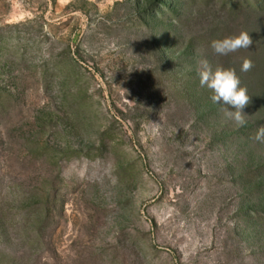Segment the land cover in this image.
<instances>
[{"label":"rangeland","instance_id":"1","mask_svg":"<svg viewBox=\"0 0 264 264\" xmlns=\"http://www.w3.org/2000/svg\"><path fill=\"white\" fill-rule=\"evenodd\" d=\"M231 1L0 0V264H264V12Z\"/></svg>","mask_w":264,"mask_h":264},{"label":"clouds","instance_id":"2","mask_svg":"<svg viewBox=\"0 0 264 264\" xmlns=\"http://www.w3.org/2000/svg\"><path fill=\"white\" fill-rule=\"evenodd\" d=\"M253 45L252 36L247 32H241L238 36H229L223 39L213 40L211 48L214 55L228 56L240 49H249ZM253 64L249 59H245L242 66V72H248L252 69ZM199 83L202 88L211 91L210 99L215 104H222L234 111H227L226 115L234 119L238 127H244L247 123L244 109L250 103L248 90L241 86V79L236 71L231 68L216 67L213 68L208 60H203L198 69ZM255 140L264 143V127H261L256 135Z\"/></svg>","mask_w":264,"mask_h":264},{"label":"trees","instance_id":"3","mask_svg":"<svg viewBox=\"0 0 264 264\" xmlns=\"http://www.w3.org/2000/svg\"><path fill=\"white\" fill-rule=\"evenodd\" d=\"M235 0H232L230 2V6L232 9H234L236 6L234 5V2ZM251 9L253 10H258V11H261V12H264V0H252V4H250ZM258 63L259 64H262L264 65V53L263 55H261L260 58L257 59ZM264 127V125L262 126ZM252 130H250V133H251Z\"/></svg>","mask_w":264,"mask_h":264}]
</instances>
